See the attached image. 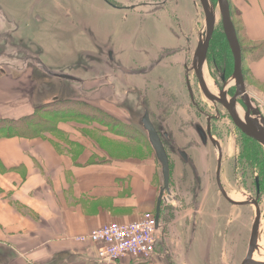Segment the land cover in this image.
<instances>
[{"label":"rangeland","instance_id":"obj_1","mask_svg":"<svg viewBox=\"0 0 264 264\" xmlns=\"http://www.w3.org/2000/svg\"><path fill=\"white\" fill-rule=\"evenodd\" d=\"M209 2L216 16L213 33L219 32L221 20L218 3L217 0H209ZM233 14V17L231 16L232 20L235 23H239L238 18ZM192 24L194 27L191 30ZM4 25H11L15 29L14 35L16 34L25 40L20 42L9 37V34L3 30ZM182 29L183 33H181ZM203 30L204 14L199 0H167L164 10L149 15L136 11L108 9L100 0H0V61L4 62L3 65H8L6 64L8 62L12 63L9 69L17 74L19 73L17 70L22 71L19 64L23 66L26 61L31 68L27 66V70L22 72L26 78L20 87H23L25 92H29L34 88L35 94L38 92L43 94L39 97L37 95L34 96L33 109L24 115L22 124L19 127L16 126L15 128L14 125L11 133L18 132L19 134L32 135L37 132H44L51 129L55 122L67 119L73 121H98L105 129L107 128V132L115 134H120L119 132H121L124 134L123 131L127 130L123 126L127 124L124 125L121 121L126 119V114H129L127 107H115L114 110H108V112L109 106H113V98L109 97L110 102H101L100 93L105 98L109 94L104 92L105 88H103L104 91L102 92L97 90L98 80H96L95 85L87 90L82 88V85L78 90L72 86L78 83L76 81L78 75L89 79L97 78L96 76L99 77V74L93 70L91 65L99 68L98 60L96 59L98 51L101 58L105 57L104 46L101 43H106L110 40L111 43L109 45L112 44L113 46L115 60L114 63L111 62L109 65L112 73L115 76H119V79H122V77L129 79L131 85L147 91L148 96L155 100L160 93L165 91V83L168 90L169 87L172 91L178 88L182 68L180 66H155L152 70L146 71L143 68L146 67L149 59H151V57H147V52L156 51L161 46L172 45L177 40L182 39L181 34H185L191 38L193 44L191 51L188 53L192 56ZM30 41L34 46L28 45ZM32 54L37 55L41 62L53 66L54 70L50 69L48 72L37 57H32ZM115 63L119 64V66ZM218 63L224 64L221 60ZM212 66V61H210V64L206 61L204 66V74L208 77L210 83L217 72L216 70H211ZM105 67H107L106 64ZM136 69L139 71H135ZM28 74L33 78L29 80L30 76L27 78ZM65 75H69L73 79L67 78ZM230 79V82L233 83L232 76H230ZM109 81L111 82L110 77L105 85H108ZM118 84L117 88L119 89H116V98L122 99L120 93L123 86L121 82ZM249 94L253 101L252 105L258 108L264 116V95L261 99L263 104H261L252 93ZM135 98L130 96L128 100L132 106L133 103L135 105L138 96H135ZM131 109L135 110V121L132 123L135 131L133 136H137V141H142L149 148L147 133L138 119L143 111L138 105ZM189 113L192 117L196 116L191 109H189ZM155 114L156 112H153L154 118ZM183 116L189 118L186 113H183ZM174 117L175 115L171 116L172 119ZM100 121L104 122L101 123ZM8 123L4 125L5 130L9 126ZM113 123L119 124L117 130V126H112ZM226 128L227 143L220 144L225 154L221 174L222 183L225 191H228V196L241 200L244 197L242 195L244 192L236 189L229 190L230 186L228 183H230V175L232 174L230 169L232 166V155H236L237 152L240 155L241 152H245L246 148L243 150H241L240 146L236 148L235 139H240L239 133L241 132L231 121H229ZM173 132H175L178 143L181 145L185 144L188 146L186 143L194 138L195 142L198 141L196 140L195 132L188 123L184 124L183 127L173 128ZM248 143L246 142V144ZM197 145L201 146L200 151L194 147L186 149L191 156L192 154L195 155V164L198 165L203 177V185L206 188L208 187L209 190L206 195L205 191L203 192L205 196L202 198V208L196 221L195 228H197L199 233L195 240L193 237L195 235L194 233L192 235L191 232L195 209H189L188 216L186 217L184 214L183 218L179 219V221L183 222V226L186 224L185 227H179L181 226L179 225V228L175 229V226H177L176 222L173 226L167 227L166 230L164 229L165 223L164 225L162 224L163 228L161 227V229L163 230L158 233L156 244L160 245L161 243L159 247L160 249L164 248L162 252L168 264H204L207 262L209 264L210 262L212 264H240L246 255L249 231L253 223V212L251 208H248L246 216L241 218L239 216L244 210H235V216L232 217V222L228 224L224 208L229 206L218 192L213 182L214 177L212 179L213 170L211 168L214 167L215 154L209 144L208 146ZM258 145L261 149L264 169V148L260 144ZM120 151L122 152L123 150ZM152 152L154 153L153 149ZM172 157L176 158L175 155ZM209 157L211 158V167L207 163V158ZM240 162L245 165L244 160ZM244 167L246 168L247 165ZM176 170L178 172L181 171L180 168ZM251 171L250 169L247 171L248 183H251V175L253 173L259 174L256 169ZM260 176L262 177L261 173ZM262 179L263 213L260 226L254 234L258 239L255 251H261L264 254V174ZM158 181L161 184V176ZM171 189L183 197L184 207H179L180 210H177V205L169 204L164 205L163 208H173L175 216L177 213H179V216L187 213L183 208L188 206L187 203L190 204L192 194L182 190L177 191L173 185H171ZM151 213L154 214L153 212ZM243 226H246V228L244 229ZM174 231L179 234L174 236ZM225 232H227L226 235ZM230 232L231 234H229ZM241 232L243 233L240 234ZM209 238L211 239L209 249L210 262L205 257V253L208 251L205 245ZM194 240L195 243L201 244L204 242L206 244L200 246L198 250H194Z\"/></svg>","mask_w":264,"mask_h":264},{"label":"crops","instance_id":"obj_2","mask_svg":"<svg viewBox=\"0 0 264 264\" xmlns=\"http://www.w3.org/2000/svg\"><path fill=\"white\" fill-rule=\"evenodd\" d=\"M229 6L241 27L239 38L245 46L242 65L247 89L262 99L264 0H229ZM4 26L9 37L25 40L14 35L11 25ZM41 63L45 69L54 70L53 66ZM3 64L0 61V120L11 119L19 127L24 115L33 109L34 96L43 94H35L34 88L25 92L20 87L26 78L22 72L27 66L31 68L26 61L23 66L19 64L22 71L17 70L18 74L9 69L12 63ZM91 66L96 72L98 68ZM78 77L82 82L72 85L76 90L81 85L87 90L96 84L97 78ZM114 109L109 106L107 111ZM54 124L47 131L32 135H0V264H103L97 259L95 246L77 241L76 236L103 223L131 221L144 212L155 211L161 185L160 165L150 144L148 148L133 136L132 125L123 126L127 130L124 134H115L107 132L98 121L64 119ZM113 126L119 128L118 123ZM205 191L206 195L208 187ZM202 203L201 200L199 213ZM183 209L187 213H177L168 228L176 222L175 229L185 227L179 219L184 214L187 217L193 206L189 204ZM191 232L196 240L197 228L192 227ZM195 240L194 250L206 244ZM210 244L209 238L205 245L209 262ZM160 245L156 244L151 260L124 259L121 264H168Z\"/></svg>","mask_w":264,"mask_h":264},{"label":"flooded vegetation","instance_id":"obj_3","mask_svg":"<svg viewBox=\"0 0 264 264\" xmlns=\"http://www.w3.org/2000/svg\"><path fill=\"white\" fill-rule=\"evenodd\" d=\"M100 1L103 2L108 9L136 11L149 15L164 10L166 8L167 0H100ZM181 25H183V23H181ZM193 27L194 25L192 24L191 30ZM181 33H183V29L181 30ZM189 35L191 34L189 33ZM180 36L182 37V39L177 40L172 45L161 46L158 47L156 51L152 50L150 52H147L148 53L147 57H151V59H149L146 67L143 68L146 71L152 70L155 66H162V67L180 66L182 68V74L179 76L178 88L172 91L169 87L168 90V87L165 83L164 85L165 91L163 93H160L155 98V100L151 96L150 97L148 96L147 91H143L142 88L140 89L136 86L131 85L129 79L127 80L124 79L123 77L122 79H119V76H115V74L112 73L111 67L109 65L111 62L114 63L115 60V56L113 53V46L112 44L109 45V43H111L110 40L106 43H101V45L104 46L105 57L101 58L99 51L97 52L96 59L98 60L97 62L99 67L96 70L97 74H99V77L97 76V80H98L97 90L102 92L104 91L103 88H105L104 92L108 93L109 96L106 95L105 98V96H103L102 93H100V97H101L100 100L101 102L104 103L110 102L109 97H112L113 98L112 102L115 103L112 104L114 107H120V108H125V106L127 107V112L129 114L127 115L125 120L121 121V123L124 125L125 124L133 125L132 123L135 121V113H134L135 110L133 111V109L131 108H134V106L138 105V107H140L143 111L142 115L139 116L138 118L139 123L143 127V118L147 114L149 122L151 123L154 130L157 132L159 136V139L167 156V162L169 167V182H168L169 189L167 191L166 190L164 191L163 195L165 197V200H162L159 209V222L161 223V225L162 224L164 225L165 223L164 229L168 227V223L174 220L175 210L173 208H163V206L169 204L172 205L173 203L176 202L178 206L177 210H180L179 207L182 208V206L184 207L185 204L183 197L179 196L175 191L173 192V190L171 189V185L175 186L177 191L182 190L185 192H190L192 194V200L190 201V204H192L193 208L195 209L193 213L194 222H192L194 226L192 225V227L193 228L195 227L200 209L199 206L201 205L202 198L205 196L203 192L205 191L206 187L203 185L204 180L199 171L198 165L195 164V158H196L195 155L192 154L191 156L187 152L186 148L194 147L200 151L201 146L197 144L203 146H208L209 144L211 146L213 153L215 154L214 156L216 157L215 162L213 163L214 167L211 168V170H213L212 179L214 177L213 182L216 185L218 192L221 194L222 198H224L225 200L224 202L230 207L229 208L225 206L224 208L226 220L228 224L232 222L233 219L232 217L235 216L234 215L235 210H244V212L241 213L239 216L241 218L246 216L247 213L246 210H248V208H251L253 212L254 216L252 219L253 222L252 227H250V231H249L250 235L247 246V250H248L249 243L252 238V234L256 231V230L254 231V229L257 219V213H259L258 226H260V221L263 213V209H262L263 161L259 149L260 146L258 145L257 142L244 135L237 128L241 133H239L240 139L239 140L235 139L236 148L240 146L241 150L245 148L246 150L244 153L241 152L240 155H238V152L236 153V155L234 156L232 155L231 158L232 166L230 165L232 174L230 175V183L228 184L230 186L229 190L236 189L237 191L244 192L242 194L244 195V197L241 200H236L234 198L232 199L230 195L228 196V191L227 190H226L227 192L225 191V187L223 186L222 183L221 174H222L225 154L220 144L227 143L228 139L226 135V130H227L226 127L228 126L229 121H231L232 123L233 121L230 115L228 114L226 108L222 106L220 102L216 101V98L220 97L219 92L224 93L228 99H230L234 95L237 87L234 79L232 81L233 83L230 82L231 81L230 76H232L233 73V66L231 73L228 74L227 73L228 65H226L225 63L224 64L215 63L216 61L212 59L209 55L210 50L208 46L206 61L208 62V64H210V61H212L213 69L211 68V70L217 71L213 76V81L211 82V85L214 89L213 91L214 94H213L207 82L208 77L204 74V68L201 70V76H199L193 62L194 53L192 56L188 54L191 51L193 45L191 38H189V36H186L185 34H181ZM105 64L107 67H105ZM116 65L119 66V64ZM120 67L123 68L122 66ZM49 70L50 69H48L47 71L49 72ZM135 71L138 72L139 70L136 69ZM242 74L245 83V73L243 72V68H242ZM109 77L111 79V82L109 81L108 85H105ZM201 79H203V84ZM76 81L79 83L82 82V79H79L78 77ZM120 82L122 83L123 86L121 90L122 92L120 94L122 99L121 98L117 99L116 89H119L117 88V86H119L118 83ZM245 90L246 93L248 94V97H250L246 83H245ZM203 91H206L207 94L211 96L214 100L209 98L205 94V92L203 93ZM130 94L131 97L134 98L135 96H138L135 105L133 103V106L130 104V102H128L129 98L127 97ZM235 100L239 104V108L246 111L245 101L243 100L242 96L238 95ZM189 109H191L192 112L196 115L195 116L196 118L190 115L191 112L189 113ZM153 112L154 113L156 112L155 118L153 117L154 116ZM183 113H186V115L190 119L184 117ZM172 115H175L173 119L171 118ZM186 123H188L191 129L195 132L196 140H198L195 142L194 141L195 138L193 137L194 139H190V141L186 143L188 144V146L185 144L184 145L179 144L178 138L175 136V132H173V128L183 127V125ZM147 141L149 142L148 135H147ZM246 142L249 143L246 144ZM173 155H175L176 158L172 157ZM242 160L245 161V165H247L246 168L244 167L245 166L244 163L240 162ZM210 161L211 158L210 157L207 158V163L211 167ZM219 162L221 164L218 175L219 182L223 190L225 191L229 201L226 200L227 198L223 196V194L221 193L218 187L217 170H218ZM178 168H180L181 170L180 172L176 170ZM248 169H250V171L252 169H256L259 171V174L255 172L253 173V175H251V183H248V178H249L247 177ZM260 173L262 174V177L260 176ZM174 177L177 178L174 179ZM161 183H162V178H161ZM166 196L168 197L166 198ZM187 204L189 205V203ZM154 215H155V211H154ZM245 228L246 226L244 227V229ZM243 232H241L240 234H242ZM226 234L227 232H225V235ZM229 234H231V232Z\"/></svg>","mask_w":264,"mask_h":264},{"label":"water","instance_id":"obj_4","mask_svg":"<svg viewBox=\"0 0 264 264\" xmlns=\"http://www.w3.org/2000/svg\"><path fill=\"white\" fill-rule=\"evenodd\" d=\"M199 2L204 14V30L195 48L193 62L199 76H201V70L204 68L206 64L207 48L209 46L210 39L213 35L214 27L216 24V16H215V11L213 10L209 0H199ZM217 3H218L222 30L224 32L225 38L227 40L229 49L233 57L232 78L234 79L237 88L234 95L230 99H228L224 93L219 92L220 97L216 98V101L220 102L221 105L226 108L233 123L244 135L254 140L264 148V116L262 115L261 111L258 108L252 105L253 101L250 97H248V94L246 93L245 90V83L242 74V50L230 14L229 0H217ZM65 76L67 78L73 79V77H70L69 75H65ZM201 81L203 84V79H201ZM204 92L209 98L213 99L211 96L207 94L206 91H203V93ZM238 95L242 96L246 105V111L243 110L242 118L239 116L237 112L239 104L235 99ZM143 127L147 131L148 140L160 164L162 183L159 187V193L157 196L156 207H155V220L156 223H158L160 204L162 200L165 199L163 193L165 190L167 191L169 189L168 188L169 167H168L167 156L164 151V148L161 144L157 132L154 130L153 126L149 122L147 114L143 118ZM220 165L221 164L219 162L218 170H217L218 187L221 193L223 194V196L227 198L226 200L229 201L225 191L223 190L219 182L218 175H219ZM258 225H259V213H257V219H256L254 231L258 230L259 227ZM254 233L252 234V238L249 243L246 256L241 261L240 264H264V262L262 261L257 262L255 260H252V255L254 250L256 249L257 246L256 244L258 240L257 236L255 237Z\"/></svg>","mask_w":264,"mask_h":264},{"label":"built area","instance_id":"obj_5","mask_svg":"<svg viewBox=\"0 0 264 264\" xmlns=\"http://www.w3.org/2000/svg\"><path fill=\"white\" fill-rule=\"evenodd\" d=\"M256 100L263 104L261 99ZM161 227L150 211L135 220L103 223L87 234L76 236V240L94 245L97 259L103 264H121L124 259L148 261L155 255Z\"/></svg>","mask_w":264,"mask_h":264},{"label":"trees","instance_id":"obj_6","mask_svg":"<svg viewBox=\"0 0 264 264\" xmlns=\"http://www.w3.org/2000/svg\"><path fill=\"white\" fill-rule=\"evenodd\" d=\"M230 14L232 16V12L231 11H230ZM233 24H234V27L236 29V33H237V36H238V39H239V42H240V45H241V50H242V53H243V50L245 49V46L242 45V43L240 41V38H239V32H240V29H241L240 24L239 23H235L234 21H233ZM211 38L212 39L210 40V43H209V50H210L209 51V55L211 56V58H213L216 61L217 64H220L218 62H220V60H221L226 65H228L227 73L228 74L231 73L232 66H233V58H232L230 49L228 47V43L226 41L224 32L222 30V25L220 26L219 32H214ZM243 72L246 73V70L244 71V69H243ZM7 120L8 119L0 120V135H8V134H11V131H13V127L15 125V122H12L10 120H8L10 123H8L9 126L6 127L7 130H5L4 125H5V122ZM100 122L103 123L104 121H100ZM106 123L111 125L109 122H106ZM112 126H113V124H112ZM16 133H18V132H16ZM260 152H261V149H260ZM263 174H264V169H263Z\"/></svg>","mask_w":264,"mask_h":264},{"label":"bare ground","instance_id":"obj_7","mask_svg":"<svg viewBox=\"0 0 264 264\" xmlns=\"http://www.w3.org/2000/svg\"><path fill=\"white\" fill-rule=\"evenodd\" d=\"M240 47H241V45H240ZM207 82H208L209 87L211 88V92L213 93L214 89H213V87H212V85L210 83V80L208 78H207ZM237 112H238L239 116L242 118L243 117V109H241V108L238 107ZM167 197L168 196H166V198ZM231 197L234 198L233 196H231ZM252 260H255L257 262L263 261L264 260V254H263V252H261V251H254L253 252V255H252Z\"/></svg>","mask_w":264,"mask_h":264}]
</instances>
